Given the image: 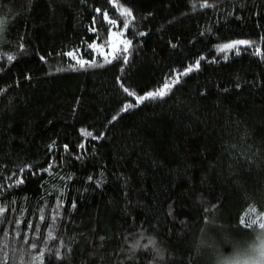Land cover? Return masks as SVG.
<instances>
[{"label": "trees", "instance_id": "1", "mask_svg": "<svg viewBox=\"0 0 264 264\" xmlns=\"http://www.w3.org/2000/svg\"><path fill=\"white\" fill-rule=\"evenodd\" d=\"M203 2L118 0L135 17L123 37L132 41L128 62L57 72L74 63L63 53L78 49L91 60L84 42L107 40L105 9L117 20L114 31L123 18L107 0H0L8 21L0 54L16 56L11 63L0 57V205L9 209L0 217V264H203L197 253L211 247L202 240L225 247L234 234L251 231L239 218L250 205L264 211V60L247 46L225 60L215 45L260 43L264 0ZM200 57L199 70L181 76L163 99L121 111L135 103L121 83L142 95ZM82 128L103 135L85 138ZM53 155V172L71 174L70 181L32 174ZM24 164L34 168L20 174ZM18 177L24 183L8 188ZM64 184L53 223V185ZM206 214L215 216L214 226L205 227ZM149 239L162 258L153 245L144 247Z\"/></svg>", "mask_w": 264, "mask_h": 264}, {"label": "snow or ice", "instance_id": "2", "mask_svg": "<svg viewBox=\"0 0 264 264\" xmlns=\"http://www.w3.org/2000/svg\"><path fill=\"white\" fill-rule=\"evenodd\" d=\"M109 4H111L118 15L123 18V25L122 28H117V30H113L112 26L117 25V20L112 19L109 17L107 9H105L102 12V19L103 21L107 22L109 25V32H108V37L107 40L104 41L103 43H97L96 40L94 39L91 43H86V47L90 49L93 53V58L91 60L85 59L82 56L78 54L79 50L74 49L72 51H68L66 53H63V55L71 58L74 63H69L67 65V68H61L57 67L56 71L61 72V71H79L81 69H87V68H97V67H103L105 64L112 63L113 60H120L124 64L128 62V56H129V48L132 44V41L129 39H125L124 33L127 32V30L130 27V24L134 22L135 17L132 14L131 8H128L124 6L123 4L118 3V0H107ZM212 5H209L207 0H204V2L201 4V7H211ZM94 12L97 14H101V8L96 7L94 9ZM96 22V17L93 16V25H95ZM8 25V21L6 18L0 17V34H3V32L6 30ZM89 32H97V29L94 26H89L88 27ZM138 35H145V33H137ZM22 39V37H21ZM97 39H99V35L97 36ZM264 43V35L260 37V43H257L256 41L250 40V39H236V40H231L227 43H221L215 45V48L217 52L223 53V59L227 60L228 59V53L229 52H234L235 55L239 56L241 54V47L240 46H247V48H252L253 49V55L259 56L262 60H264V52L261 51L260 44ZM106 46H107V51H106ZM25 45L23 43L19 44V49L23 51ZM175 47V45H173ZM51 55V53H49ZM58 55H60L58 53ZM99 55L102 57L103 62L98 63L95 56ZM6 56L8 63H11L16 59V56L14 54H8V53H3L0 54V57ZM39 59L45 63H47L46 57L43 55L39 56ZM204 57H200L197 59L194 64H189L187 67L183 69L182 72L174 73L172 78H165L163 84L160 87H157L154 90L146 91L142 95H138L134 90H130L128 87H125L123 83L120 84V87L122 88L123 92L126 93L130 97L135 98V103H125L121 109V111H127L131 108H134L145 101H153L157 99H163L166 95H168L172 89V87L180 82L181 76L188 75L189 73L193 72L194 70H199L200 68V61L203 60ZM121 71H123V68H121ZM30 79V77H27ZM120 81V77H117V82ZM236 87L239 88L240 84H236ZM6 91V89H0V94H3ZM117 116H113L112 120H116ZM81 134L87 138V137H92L93 139H100L101 136H94L93 132L87 131L86 129H80ZM55 146V141H53L52 144L48 146V150L51 153L53 151V147ZM79 148H84V144L81 143L78 145ZM63 149L65 152H68V145L65 144L63 145ZM76 159L79 160L81 157L79 155L76 156ZM56 160L55 156L53 155V158L49 163L47 164V167L41 166L37 171H33L32 174L36 175L37 172H45L48 173L50 178L53 179H58L60 181H64L67 179L70 181L72 179V175L69 174L67 177L60 176L58 173H54L53 169L56 167ZM34 168L33 164H24L22 167H19L18 172L20 174H23L25 170H31ZM18 176L17 172H12L11 176L7 177L8 180H12V177ZM88 181H93V177L90 175L87 177ZM24 181L22 177H18L12 183H9L7 185L8 188H12L14 185L19 186L23 184ZM101 181L98 179L95 181V184L97 187L100 186ZM68 185L64 184L62 187H57L56 185H53L54 190L59 192V195L56 197V204L52 208V215L50 219L53 221V223L56 221L58 216H61V213L59 212V209L63 205L62 197L65 195V190L67 189ZM0 188H3V185L0 184ZM45 207H47V201L45 200ZM45 207H41L38 209V218L41 222L45 221ZM72 208L76 207L75 202L73 201L71 204ZM214 207V206H213ZM9 209L6 206L0 205V217L4 216V214L8 211ZM207 209H205V212L207 213ZM171 215V211L169 212ZM251 217V218H249ZM205 227L209 226H214L215 225V216H209L205 215ZM3 220H0V223H3ZM15 223L17 225L23 223L21 220H16ZM183 223V222H182ZM239 225H242L245 229H252L254 226L264 229V211H258L257 208L254 205H250L248 210L239 218ZM26 227L28 228H33V225L31 222H28ZM36 228H39V225H36ZM202 232L205 231V229L201 230ZM17 236L20 235V232L16 233ZM264 235V233H262ZM49 236L52 237V233L49 232ZM202 244H207L209 247H213L210 242L202 240ZM149 245H153V251H155L156 255L162 258V253L160 249L155 248L154 246V241L149 239L148 244L144 245L145 248H148ZM138 244H134L133 248L138 247ZM32 248H36L37 244L33 243L31 245ZM70 251V249H69ZM57 258H60V254H56ZM40 264H43V260L41 259ZM219 264H241V257L240 254L237 253L233 257H227V258H220L219 259Z\"/></svg>", "mask_w": 264, "mask_h": 264}, {"label": "clouds", "instance_id": "3", "mask_svg": "<svg viewBox=\"0 0 264 264\" xmlns=\"http://www.w3.org/2000/svg\"><path fill=\"white\" fill-rule=\"evenodd\" d=\"M264 229L254 226L250 232L234 234L225 242V247L213 246L209 250L201 249L198 255L203 264H219L220 258L240 254L241 264H264Z\"/></svg>", "mask_w": 264, "mask_h": 264}, {"label": "rangeland", "instance_id": "4", "mask_svg": "<svg viewBox=\"0 0 264 264\" xmlns=\"http://www.w3.org/2000/svg\"><path fill=\"white\" fill-rule=\"evenodd\" d=\"M106 51H107V47H106ZM209 239L208 240H210V237H208Z\"/></svg>", "mask_w": 264, "mask_h": 264}]
</instances>
